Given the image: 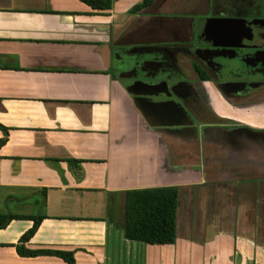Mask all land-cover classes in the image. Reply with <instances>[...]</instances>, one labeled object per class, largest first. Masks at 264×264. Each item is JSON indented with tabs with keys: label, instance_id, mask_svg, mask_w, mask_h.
I'll return each instance as SVG.
<instances>
[{
	"label": "crops",
	"instance_id": "crops-1",
	"mask_svg": "<svg viewBox=\"0 0 264 264\" xmlns=\"http://www.w3.org/2000/svg\"><path fill=\"white\" fill-rule=\"evenodd\" d=\"M141 1L0 0V213L42 215L24 245L72 250L74 264H264V129L200 134L183 109L164 121L180 105L147 80L182 20L164 0L133 10ZM242 2V18H264V0ZM260 91L240 116L264 128ZM169 184L175 242L127 238L125 191ZM32 224L0 226V264H67L18 252Z\"/></svg>",
	"mask_w": 264,
	"mask_h": 264
},
{
	"label": "flooded vegetation",
	"instance_id": "flooded-vegetation-1",
	"mask_svg": "<svg viewBox=\"0 0 264 264\" xmlns=\"http://www.w3.org/2000/svg\"><path fill=\"white\" fill-rule=\"evenodd\" d=\"M164 1V8L173 9L182 20V38L170 44L178 46L184 53L186 66L191 69L190 75L181 71V64L174 59V64H177L174 68H179V73L170 75L167 68L172 67L169 66L171 61L165 59L163 52L160 71L150 76L152 80L160 77L157 83L161 87L158 90L160 94L167 101L174 98L181 108H172L168 104L164 116L161 115L164 121L168 124L178 119L182 121L180 111L183 109L195 126L200 128V134L202 129L205 133L213 126L264 129L246 121L244 115L243 118L240 116L244 110L262 101L260 90H264V64L247 62L240 56V52L264 48L263 17H255L250 32L242 24V0ZM213 17L223 20L217 24H204L206 18ZM226 18L233 19L225 22ZM149 65L152 67L153 64ZM190 80L197 86L195 97L189 94L185 86ZM152 87L149 91L154 93L156 90ZM209 88L216 90L215 98Z\"/></svg>",
	"mask_w": 264,
	"mask_h": 264
},
{
	"label": "trees",
	"instance_id": "trees-1",
	"mask_svg": "<svg viewBox=\"0 0 264 264\" xmlns=\"http://www.w3.org/2000/svg\"><path fill=\"white\" fill-rule=\"evenodd\" d=\"M97 8H105L110 0H85ZM153 0H142L133 6L137 10L149 5ZM6 132V128L0 124ZM6 135L0 138L4 142ZM177 209L178 187L176 185H157L139 188H129L125 191L122 225L124 235L130 239H137L146 243H173L177 236ZM31 217L33 224L28 228L16 244L17 250L22 255L54 254L62 257L67 264H74L72 250L39 248L30 249L24 245L34 233L42 219V215H18L0 213V226L12 217Z\"/></svg>",
	"mask_w": 264,
	"mask_h": 264
},
{
	"label": "water",
	"instance_id": "water-1",
	"mask_svg": "<svg viewBox=\"0 0 264 264\" xmlns=\"http://www.w3.org/2000/svg\"><path fill=\"white\" fill-rule=\"evenodd\" d=\"M207 21L204 22L205 25H212L214 23H219V21L223 20L220 18H206ZM233 18H226L225 22H230ZM264 19V18H263ZM242 24L246 29H250L249 25L251 21L256 20V18H241ZM240 56L245 59L247 62L256 63V64H264V48H254L248 49L240 52ZM149 85H154L156 81L155 79L147 80ZM145 82V81H144Z\"/></svg>",
	"mask_w": 264,
	"mask_h": 264
},
{
	"label": "rangeland",
	"instance_id": "rangeland-1",
	"mask_svg": "<svg viewBox=\"0 0 264 264\" xmlns=\"http://www.w3.org/2000/svg\"><path fill=\"white\" fill-rule=\"evenodd\" d=\"M164 55H165V59H169L171 61L169 63V66H172V67H170V68L168 67L167 68V71L170 72V75H172V74L176 75V74L179 73V68L178 69L174 68V67L177 66V64H174L175 63L174 59L176 60V62L178 64H181V71H184V72H186V73H188L190 75L191 69H190V67L186 66L187 58L184 55V53H182L178 49V46H174L172 44L166 45L165 46V50H164Z\"/></svg>",
	"mask_w": 264,
	"mask_h": 264
}]
</instances>
